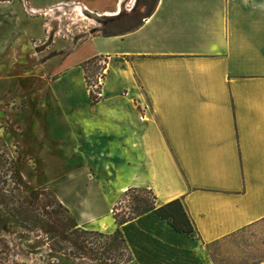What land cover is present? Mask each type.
<instances>
[{
	"label": "crops",
	"instance_id": "1",
	"mask_svg": "<svg viewBox=\"0 0 264 264\" xmlns=\"http://www.w3.org/2000/svg\"><path fill=\"white\" fill-rule=\"evenodd\" d=\"M63 5L0 0V69L9 68L0 77V99L27 101L6 114L13 124L1 136L36 165L31 179L43 175L46 135L65 132L51 140L68 150V162L57 159L65 174L44 186L82 228L112 230L111 209L131 188L150 190L157 207L180 199L206 245L264 219V0H158L130 32L75 39L73 48L90 51L87 61L108 60L94 103L81 66L64 60L60 73L54 55L42 66L47 77L33 84L18 67L41 56L33 39L44 30L57 34L41 22L30 34L24 22L35 17L24 10L65 14ZM31 85L37 92L27 95ZM37 100L42 104L29 108ZM36 121L65 130L40 126L38 133Z\"/></svg>",
	"mask_w": 264,
	"mask_h": 264
},
{
	"label": "rangeland",
	"instance_id": "2",
	"mask_svg": "<svg viewBox=\"0 0 264 264\" xmlns=\"http://www.w3.org/2000/svg\"><path fill=\"white\" fill-rule=\"evenodd\" d=\"M26 1L30 6L38 9H46L61 2L64 4L63 12H65L64 14L54 10L49 16H39L24 10L25 15L35 17L24 22L30 34L34 35L39 22L49 23L48 26L52 24L57 31V34L55 32L50 37L49 34L46 36L44 30L40 38L33 39L32 51L34 55L41 54V56L36 58L28 56V60H22L18 65L20 70H26L23 75L28 76L32 84L35 81L39 83L44 81L42 78L45 79L47 75L42 70V66L54 55L58 57L60 66L64 60L65 66L69 68L81 66L84 78L86 79L87 75L90 82L94 80L100 73V68L106 66L102 61L107 63L108 60L97 57L96 60L87 63L85 58L90 51L82 45L73 48L74 38L82 37L80 39L82 40L84 31L83 34L89 38L104 36L107 33H124L147 19V12L154 2V0ZM136 1V8L130 12ZM20 3L22 4V1ZM71 3L82 4L91 12L83 10L78 13L77 8L73 9L69 6ZM120 8L122 13L114 17ZM105 15L114 17L105 26L95 20V17H105ZM44 45V48H47L43 50L44 52H35ZM15 62L14 57H11L10 63ZM8 70L9 68L0 69V77ZM63 70L62 65L59 67V72ZM77 73L78 70H75V73L71 70L68 75ZM57 76L58 74L51 75L53 79ZM31 87L27 90V95L37 92L32 85ZM35 102L29 108L33 104H36L35 106L42 104L39 100ZM43 102L48 104L45 99ZM26 106L25 100L16 102L11 98L0 99V264H258L264 262V221L210 245L200 242L194 233L189 235L175 233L166 223L148 217L135 222L133 227H128L122 233L125 240L123 242H114L111 239L114 232L121 231L122 227L118 226L114 219V228L107 232L78 226L66 207L44 186L54 182L59 175L65 174V170L61 168L64 166L59 165L57 159L68 162V150L57 148L51 141L53 137L62 139L65 132L61 134L54 132L50 137L49 134L46 135L41 146L42 159L45 161L39 165L43 175L40 178L38 175V180L31 179L30 176L33 175V170L37 171V167L31 159L22 154L18 143L12 142L11 145H7L1 136V132L13 124L12 116L6 114H12L11 109H23ZM40 123L41 121L35 123L38 133L40 126L44 131L48 127L49 130L52 128L65 130V126L60 123L44 122L42 125ZM135 196L136 194H130L124 197L122 194L118 203L111 209L112 218L115 212L118 221L125 219ZM139 196L151 201L149 194L142 193Z\"/></svg>",
	"mask_w": 264,
	"mask_h": 264
},
{
	"label": "trees",
	"instance_id": "3",
	"mask_svg": "<svg viewBox=\"0 0 264 264\" xmlns=\"http://www.w3.org/2000/svg\"><path fill=\"white\" fill-rule=\"evenodd\" d=\"M157 1L158 0H154L153 4L151 5L150 9L147 12L146 18H149L152 15V13L155 10V7L157 5ZM140 25H141V23L137 24L136 26H134L133 28H131L130 30H128L126 32H130L131 30L136 29ZM126 32H124V33H126ZM124 33H117V34L107 33L106 35H104V37H113V36H117V35L124 34ZM96 59L97 58H93V59L89 60L87 63H91L92 61H94ZM89 96H90V99L92 100L93 103L96 102L92 95H89ZM142 193L149 194L151 196V201H147L142 196H139V194H142ZM123 194H124V197H128V195H130V194H136V196L132 200V205L130 207V211H129V213L125 219L118 221L116 218L115 212H113L114 213L113 219H114L115 223L118 226H122V227L120 229L121 231L116 230L114 232V234L111 236L112 241H114V242L125 241L123 236H122V233H124L128 227H133L135 222H140L143 218H146V217L151 218L154 221L166 223L168 226H170V228L175 233L184 234V235H189L191 233L195 234L194 224L191 221V219L189 218L187 211H186V208L180 199H175L173 201H170L164 205L157 207L155 205V196L153 195V193L150 190L131 188V189H128L127 191H125ZM262 221H264V219H262L256 223H259ZM256 223H254V224H256ZM246 228H248V227H246ZM246 228H244V229H246ZM244 229H242V230H244ZM242 230H240V231H242ZM230 236H228V237H230ZM260 263H262V262H260ZM260 263H258V264H260Z\"/></svg>",
	"mask_w": 264,
	"mask_h": 264
},
{
	"label": "built area",
	"instance_id": "4",
	"mask_svg": "<svg viewBox=\"0 0 264 264\" xmlns=\"http://www.w3.org/2000/svg\"><path fill=\"white\" fill-rule=\"evenodd\" d=\"M100 70H101L100 73L91 82H90V80H89V78H88V76L86 74H85L86 75V79L84 78L85 82H86L88 93H89V95H92L94 97V100L96 102H98L100 100V97H101V86H102L104 77L106 76V69L104 67H102V68H100ZM139 120L143 121L144 117L140 116Z\"/></svg>",
	"mask_w": 264,
	"mask_h": 264
},
{
	"label": "water",
	"instance_id": "5",
	"mask_svg": "<svg viewBox=\"0 0 264 264\" xmlns=\"http://www.w3.org/2000/svg\"><path fill=\"white\" fill-rule=\"evenodd\" d=\"M120 12H121V8L119 9L117 15H115L114 17H117L118 14H120ZM114 17H95V20H97L98 22H101V23H106V21H108Z\"/></svg>",
	"mask_w": 264,
	"mask_h": 264
},
{
	"label": "flooded vegetation",
	"instance_id": "6",
	"mask_svg": "<svg viewBox=\"0 0 264 264\" xmlns=\"http://www.w3.org/2000/svg\"><path fill=\"white\" fill-rule=\"evenodd\" d=\"M136 6H137V1L135 2L134 7H133V9L130 10V12L133 11V10L136 8ZM121 13H122V10H121L120 14H121ZM120 14H118V16H120ZM108 21H109V20H108ZM108 21H106V23H107ZM106 23H102V24L105 26ZM53 26H54V25H53ZM55 29H56V28H55ZM84 32H85V31H84ZM84 32H83V33H84ZM83 33H82V36H84V37H83L82 40L86 39V38H85L86 36H85ZM77 38H79V37H77ZM77 38H74V40L77 39ZM81 38H82V37H80L79 40H80ZM82 40H81V41H82ZM73 42L76 43L75 41H73ZM44 43H45V42H44ZM42 44H43V43H42ZM53 44H54V43H53ZM51 46H52V45H51ZM51 46H48V47H51Z\"/></svg>",
	"mask_w": 264,
	"mask_h": 264
},
{
	"label": "bare ground",
	"instance_id": "7",
	"mask_svg": "<svg viewBox=\"0 0 264 264\" xmlns=\"http://www.w3.org/2000/svg\"><path fill=\"white\" fill-rule=\"evenodd\" d=\"M51 11H49L48 13H50ZM106 17V16H105ZM49 28H52V26L50 25Z\"/></svg>",
	"mask_w": 264,
	"mask_h": 264
}]
</instances>
